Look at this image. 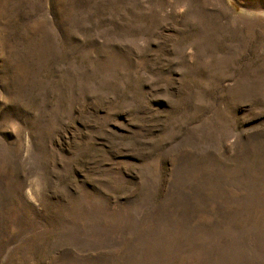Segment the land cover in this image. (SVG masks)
I'll return each instance as SVG.
<instances>
[{"label":"rangeland","instance_id":"374dc122","mask_svg":"<svg viewBox=\"0 0 264 264\" xmlns=\"http://www.w3.org/2000/svg\"><path fill=\"white\" fill-rule=\"evenodd\" d=\"M0 264H264V0H0Z\"/></svg>","mask_w":264,"mask_h":264}]
</instances>
